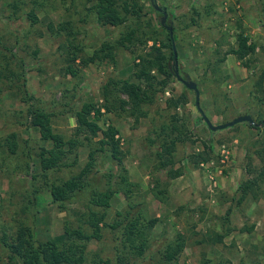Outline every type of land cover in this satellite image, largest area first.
Wrapping results in <instances>:
<instances>
[{"label":"rangeland","instance_id":"374dc122","mask_svg":"<svg viewBox=\"0 0 264 264\" xmlns=\"http://www.w3.org/2000/svg\"><path fill=\"white\" fill-rule=\"evenodd\" d=\"M138 1L143 5V19L151 20V26L145 25L144 20V31L149 35L155 31L159 39L164 38L166 27L159 25L161 14L152 12L150 0ZM94 2L0 0V144L11 132L28 141L29 146L22 147L29 148L33 155L34 149L45 144L25 119H20L22 124L18 122V112L27 106L21 98L23 88L55 114L52 116L55 131L69 137L77 125L76 113L83 102L101 105V87L109 78L132 77L138 55L146 54L153 40L135 46H118L115 63L89 64L75 77L66 73V38L65 32L58 31L60 23L68 21V30L78 32L77 40L84 44L87 54L102 41H114L126 31L127 25H102L88 10ZM156 2L166 8L172 21L180 75L189 74L197 83L199 105L210 122L222 124L242 114L264 121V93L255 88V81L264 68V0ZM31 9L36 12L37 23L28 18ZM239 25L257 45L249 67L228 54L213 75L207 61L213 62L235 45ZM4 47L8 48V54L11 50L16 54L13 59L8 56V68L18 75L22 73L20 81L17 76L5 78L7 51ZM36 49L37 54L33 55ZM171 99L175 100V106L170 104ZM144 109L146 117L138 122L123 114L104 112L101 127L105 129L112 124L118 130L122 163L111 158L108 147L97 152L87 186L64 209L52 203L43 181L37 184L42 197L35 202L29 193L28 177L22 170H15L17 164L25 168L21 151L15 155L0 148V235L2 230L14 233L19 222L31 226L41 240L63 238L66 223L90 232V227L82 223L87 199L92 191H103L110 186L113 191L110 205L94 208L105 213L102 237L90 240L84 264H103V260L114 258L121 232L112 230L109 224L121 219L129 211L130 203L142 209L147 217L159 219L152 228L148 251L159 255L157 259L161 257L158 251L181 234L184 246L168 264H205L209 260L208 264H264V179L260 180L261 191L256 198L248 196L238 203L236 192L240 182L250 177L248 166H261L257 151L264 147V122H256V128L240 122L210 130L195 105L194 91L175 76L169 79L155 102L145 105ZM173 116L184 122L188 138L178 143L174 151L173 167L181 168L183 174L169 178L166 169L158 168L156 151L169 131ZM100 137L101 134L93 137L79 149L77 165L48 171L49 182L60 183L77 174L86 163L89 150L99 147ZM210 142L213 146L210 160L195 166L191 155L207 150ZM34 163L31 171H38L36 159ZM122 174L132 184L129 197L119 184ZM160 188H165V192L156 195ZM26 196L32 202L28 212L23 213L21 208L29 204ZM228 228L231 230L225 234ZM0 264L8 261L0 256Z\"/></svg>","mask_w":264,"mask_h":264},{"label":"trees","instance_id":"16d2710c","mask_svg":"<svg viewBox=\"0 0 264 264\" xmlns=\"http://www.w3.org/2000/svg\"><path fill=\"white\" fill-rule=\"evenodd\" d=\"M88 10L95 15L102 25L116 27L127 25V28L116 40H104L98 47H93L91 53L87 54L84 44L77 40L78 32L68 30V21L60 23L58 31L65 32L66 38L64 44L67 55L66 73L72 77L77 76L82 67L95 62L115 63V50L118 46L129 47L128 44L132 46L146 44L147 40H153V42L146 54L138 55L137 69L131 78H109L103 84L100 91L101 105L88 101L82 103L80 110L76 113L77 125L69 137L55 131L52 125V116L55 114L49 111L40 99L29 94L26 88L21 90L22 102L26 103L27 106L18 112V122L22 124L20 119H25L29 126L39 133L40 139L45 144L34 149L33 155L29 148L22 147L29 146L28 141L20 138L17 132H11L0 144V148L3 152L15 155L21 151L23 158H25V168H22L21 164H17V169H13L22 170L21 172L28 177L31 185L29 193L33 197L32 199L35 202H38L39 198L41 199L42 195L37 184L43 181L45 190L49 191L52 203L60 209H64L66 203L76 200L78 194L87 186V178L94 167L97 152H102L105 147H108L111 158L119 164L122 163L123 153L117 137L118 130L112 124H109L105 129L101 127L100 121L104 112L116 115L123 114L133 117L135 122H138L140 118L146 117L147 111L144 106L154 103L157 95L167 86L169 79L175 76L173 73L174 50L172 45L174 35L171 38L167 29H165V37L160 39L155 31H153L154 34L150 35L146 33L143 28L145 20L143 19V5L138 0H95ZM152 12L159 13L153 6ZM195 13L197 14V11ZM28 18L32 23H37L39 20L34 9L28 12ZM192 21L195 22L194 17H192ZM145 25L151 26V20H145ZM159 25L161 26L160 21ZM49 29H52L50 24ZM238 29L235 45H231L213 62L207 61L213 75L219 70V66L224 63L228 54L234 55L243 66L249 67L250 57L256 52L257 45L250 41L249 36L240 25ZM1 38L2 34H0ZM64 45L61 44L60 46L63 47ZM4 49L7 51L4 56L7 59L5 78L17 76L20 81L19 76H22V73L18 75L8 68V56L13 59L16 54L12 50L8 54V48L4 47ZM36 54L37 49L33 51V55ZM24 80L23 85L25 84ZM255 88L264 93V68L255 81ZM170 104L175 106V100L171 99ZM171 120V125H168L169 131L161 139L156 156L158 168L166 169L168 177L175 178L182 175L183 170L173 167L175 163L174 151L176 145L188 137L185 134L184 122L180 123L174 116ZM253 120L254 124H248L252 128L257 127L256 122H264L262 119L253 118ZM100 134L99 147L89 150L87 161L77 174L60 183L49 182L48 171L77 165L79 149ZM212 153L213 146L210 142L207 145V150L191 155L192 163L199 166V164L209 161ZM257 154L261 166L258 168L252 165L248 166L247 172L250 177L242 180L236 189L238 203L248 196L256 198L257 192L261 191L259 186L260 180L264 179V147L257 151ZM33 156L37 160L38 171H31L35 164ZM121 167L122 170H125L123 165ZM120 176L121 190L129 197L132 184L129 183L126 175ZM21 179L22 181L25 180L24 177ZM109 187L103 191H92L87 199L82 223L90 227V232L85 231L81 226L71 227L66 223L63 238L41 240L36 237L31 226L19 222L17 229L12 234L2 230L0 256L8 261V264H84L88 243L92 239L100 240L102 237L101 230L105 224V213H99L94 208L110 205L113 191ZM164 189L160 188L155 194H163ZM26 198L29 204L21 208L23 213L28 212L32 202L29 197L26 196ZM158 220L157 217H147L142 209L130 203L129 211L122 214L121 219L109 224L112 230H120V244L114 248V258L103 260V264H168L174 261L185 243L181 234H177L163 250L158 251L161 256L158 259L159 255L148 254L151 231ZM230 230L231 228L225 229V234ZM209 261H205V264H208Z\"/></svg>","mask_w":264,"mask_h":264},{"label":"water","instance_id":"95a60500","mask_svg":"<svg viewBox=\"0 0 264 264\" xmlns=\"http://www.w3.org/2000/svg\"><path fill=\"white\" fill-rule=\"evenodd\" d=\"M150 2L152 3L153 8L158 11L159 13H161L160 16V24L164 27H166V29L169 31V35L172 38L173 33H172V21L168 18V13L165 7L158 5V3L156 2V0H150ZM172 45H173V50H174V57H173V73L175 74L176 78L178 80H180L188 89L194 91L195 93V105L197 107V109L200 111L203 120L205 121L206 125L208 126V128L210 130H219V129H223L226 128L228 126H232L236 123H240V122H247L248 124H254V120L252 118L251 115L249 114H242L239 115L237 117H235L234 119L227 121L225 123L222 124H217V125H213L210 120L206 117V115L204 114V112L202 111V109L200 108L199 105V89L197 87V83L191 79L189 74H186L184 77H182L180 75L179 72V67H178V60H177V55H176V49H175V45H174V41L172 40Z\"/></svg>","mask_w":264,"mask_h":264},{"label":"built area","instance_id":"2783aa9c","mask_svg":"<svg viewBox=\"0 0 264 264\" xmlns=\"http://www.w3.org/2000/svg\"><path fill=\"white\" fill-rule=\"evenodd\" d=\"M201 165H203V163H201Z\"/></svg>","mask_w":264,"mask_h":264},{"label":"flooded vegetation","instance_id":"af4514ba","mask_svg":"<svg viewBox=\"0 0 264 264\" xmlns=\"http://www.w3.org/2000/svg\"><path fill=\"white\" fill-rule=\"evenodd\" d=\"M161 14V13H160ZM183 77V76H182Z\"/></svg>","mask_w":264,"mask_h":264}]
</instances>
